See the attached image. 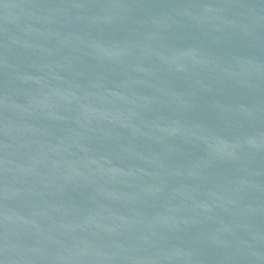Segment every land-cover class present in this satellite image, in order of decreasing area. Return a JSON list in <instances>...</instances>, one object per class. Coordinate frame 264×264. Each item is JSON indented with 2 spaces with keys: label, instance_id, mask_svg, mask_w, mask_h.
<instances>
[{
  "label": "water",
  "instance_id": "obj_1",
  "mask_svg": "<svg viewBox=\"0 0 264 264\" xmlns=\"http://www.w3.org/2000/svg\"><path fill=\"white\" fill-rule=\"evenodd\" d=\"M0 264H162L14 0H0Z\"/></svg>",
  "mask_w": 264,
  "mask_h": 264
}]
</instances>
